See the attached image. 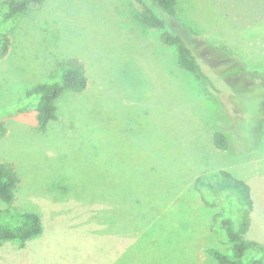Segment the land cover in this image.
I'll return each instance as SVG.
<instances>
[{"label":"rangeland","instance_id":"1","mask_svg":"<svg viewBox=\"0 0 264 264\" xmlns=\"http://www.w3.org/2000/svg\"><path fill=\"white\" fill-rule=\"evenodd\" d=\"M213 1L178 0L182 25L171 20L209 82L178 67L163 30L141 27L145 5L168 20L147 0H45L0 16L11 42L0 59V163L19 178L0 224L24 211L41 223L22 246L0 243V264H219L208 250L229 254L222 221L237 226L245 209L220 171L249 186L244 238L264 246V13L225 15ZM71 58L87 66L88 90L65 92L41 131L26 91L56 81ZM219 129L228 151L213 145Z\"/></svg>","mask_w":264,"mask_h":264},{"label":"trees","instance_id":"2","mask_svg":"<svg viewBox=\"0 0 264 264\" xmlns=\"http://www.w3.org/2000/svg\"><path fill=\"white\" fill-rule=\"evenodd\" d=\"M147 1L161 10L168 17V20L162 19L148 5H145L139 14L141 27L150 31L163 30L158 36V41L163 46L175 47L178 67L187 71L198 80L209 82L210 78L199 65L191 45L181 34L172 31V29H176L171 25V20H176V0ZM44 3L45 0H0V16L6 21L17 19L32 10L42 9ZM165 29L170 30V32ZM10 48L11 42L9 38L1 36L0 59L10 53ZM86 72L87 66L71 58L53 70V77L51 78H56V81L37 83L26 91L28 97H37L35 119L41 131H45L49 122L58 119V102L65 92L79 94L88 90L89 80ZM5 132L3 123H0V137H3ZM212 140L213 145L218 150H230L227 134L224 130L219 129V131L214 133ZM219 175L224 179L233 181L239 187L241 199L245 202V209L237 226L234 225L232 220L222 221L221 229L225 234L229 254L213 249H209L208 253L219 264H243L246 253L250 252L253 256L247 261L248 264H264V246L244 238L250 227V213L252 210L249 186L226 171H220ZM18 185L19 178L13 166L8 162L0 163V202L10 206L14 201V193ZM202 203L207 207H213V204ZM218 217V213L214 214L212 217L213 221H216ZM40 232L41 223L39 217L33 212L24 211L20 214L15 224H0V243L17 241L22 246L27 240Z\"/></svg>","mask_w":264,"mask_h":264},{"label":"crops","instance_id":"3","mask_svg":"<svg viewBox=\"0 0 264 264\" xmlns=\"http://www.w3.org/2000/svg\"><path fill=\"white\" fill-rule=\"evenodd\" d=\"M193 4V2L191 1V5ZM225 4L226 7H225ZM234 4H238V6H233ZM226 3V0H214L213 1V5L215 6L216 10L221 12V13H225V15H230L232 16L233 10H237L236 8L238 7L239 9V16L238 17H243L246 18V16H248L246 19H254L255 17H258L260 14L264 13V5L261 4L260 0H238L236 3ZM178 0H176V16L177 18L176 21L180 24V17L178 15ZM194 5V4H193ZM250 14H252V17L250 18ZM245 19V20H246ZM233 20V19H231ZM251 20V21H252ZM250 21V20H249ZM182 25V24H180ZM196 28H199L198 25L196 26Z\"/></svg>","mask_w":264,"mask_h":264}]
</instances>
